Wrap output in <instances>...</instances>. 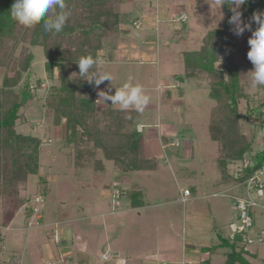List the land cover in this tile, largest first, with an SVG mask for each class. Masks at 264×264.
Wrapping results in <instances>:
<instances>
[{
    "label": "rangeland",
    "instance_id": "rangeland-1",
    "mask_svg": "<svg viewBox=\"0 0 264 264\" xmlns=\"http://www.w3.org/2000/svg\"><path fill=\"white\" fill-rule=\"evenodd\" d=\"M117 8L119 12L133 16L135 21L138 20L136 17H139L141 25L138 28L133 23L118 25V36L115 38L117 47L113 58H110L112 60L101 59L96 65V73L110 74L113 79L104 81L96 89H111L114 94L116 88L126 82L142 86L145 94L150 97V103L143 112H136L138 119L135 124L142 126L140 134L143 139L149 134L151 137L155 135V146L160 147L163 155L153 158L157 159L161 173L149 175L148 178L145 173H139L134 178L132 191L126 190L125 185L117 182L118 179L114 177L116 174L110 161H105V172H93V165L95 169H100L98 160L102 158L100 150L95 149L89 161L92 168L85 170L81 177L77 176L75 152L62 142L63 127L55 126L50 107L42 106L41 96L46 95L45 92L52 84L59 83V71L55 70V79L49 80L44 71L41 48L25 42L16 48L15 54H19L21 46H28L34 56L29 85L36 87L37 78L41 83L35 89L33 98L22 94V98L26 99V106L20 108L21 115L16 129L24 134H34L43 141L39 153V174L29 175L26 184L20 188V196L29 200L26 209L30 208L32 211L35 207L41 211L43 203L60 200L58 217H69L70 222L72 221L71 224H61V231L65 232L70 228V231L79 230L83 234H79L77 239L73 238L74 245H71L70 240H66L69 245L60 244L61 253L68 258L65 264H124L121 262L124 252L122 247L136 245L142 241L152 248L160 245L162 247L168 241V245H172L174 249H194L189 255L198 262L197 255L205 249L204 246L218 243L220 237H229L231 234L229 242L240 238L235 240L234 248L241 250V255L247 262L264 264V234L261 235L262 243H247L245 237L248 233L255 237L259 234V228L264 229V213L261 206L256 205L249 209L253 220L249 232H239L236 229L240 219L239 210L235 207V196L257 199L256 191H250L248 195L244 185L228 190V183L219 182L221 175L217 167L218 160L224 157L225 152L222 141H214L209 137L208 124L212 107L215 105V101L208 97L210 87L208 83L195 79L185 80L183 67L173 62L179 51L198 46L206 29L212 23L223 20V11L197 9L188 0H124L120 9L119 6ZM231 15L229 9L227 21ZM183 16L185 20H179ZM232 27L228 23L230 49L224 53V60L218 61L215 66L225 70V63L230 62L238 71L241 89L237 104L239 117L235 120L228 117L223 125L226 129L229 127L231 134L242 137L243 142L250 144L243 160L228 163L229 173L236 174L244 164L251 163L256 154L264 153V107H261L264 104V86L252 87L247 74L253 68L247 57L251 31L246 30L243 35L237 36ZM10 70L0 66V86L5 75H14V70ZM173 77H179L180 88L179 82L173 81ZM171 80L175 89L167 86ZM161 86H166L164 92ZM182 92L184 94L181 96ZM163 93L171 96L172 101H163ZM174 101L180 102L175 105ZM108 103L111 104L110 101ZM258 111H261L260 115ZM163 119L173 124L175 130L170 131L174 132L172 135L177 141L172 142V137L161 139L162 144L158 143L156 134L161 135L162 127L158 128L157 123L164 124ZM219 135L222 136L220 132ZM232 141L234 144L238 142L236 139ZM184 188L189 189L190 195L187 201L182 203L178 199ZM114 189L120 192L117 198L112 194ZM133 192L136 193L137 200H148V206L138 209L139 213L134 210L123 212L122 199L136 200L131 195ZM99 199L103 204L97 203ZM3 204L9 206L11 202L4 201ZM1 208L0 201V210ZM95 213L96 218L85 220ZM101 213L105 216L101 217ZM0 221L4 223L5 219L0 218ZM35 228L19 232L22 239L20 238V243L16 241V246L11 240L15 239L16 235L10 236V231H5L3 227L0 229V264H12L13 258L19 264L62 263L59 262L60 257L53 260L48 254L43 257L36 254V242L32 239ZM45 235V232H42L43 240L39 244L44 248H54L55 244L49 242ZM59 238V235L55 234V239ZM107 247L109 258L102 260V251ZM81 249L86 250V255L83 254L79 260L76 250ZM231 250L230 245H218L212 256V263L224 264L225 252ZM157 264H160V261Z\"/></svg>",
    "mask_w": 264,
    "mask_h": 264
},
{
    "label": "trees",
    "instance_id": "trees-1",
    "mask_svg": "<svg viewBox=\"0 0 264 264\" xmlns=\"http://www.w3.org/2000/svg\"><path fill=\"white\" fill-rule=\"evenodd\" d=\"M123 1L65 0L68 20L61 32L54 33L44 29V20L31 27L20 25L11 16L14 0H0V66L14 70L13 76H4L0 86V197L3 202L10 201L11 208L16 210L28 202V198L20 196V188L26 184L29 175L39 174V153L43 143L38 136L20 133L16 129L20 108L26 106L22 94L33 98L35 89L41 83L37 78L36 87L29 85L34 56L28 46H21L19 54H15L16 48L25 42L41 48L44 71L49 80L53 81L55 70L59 71V83L52 84L46 95L41 96L42 106L50 107L55 126L62 125V142L75 152L77 176L81 177L85 170L92 168L89 161L95 149L100 150L102 158L98 160L100 169H95L93 165V172H105V161L112 163L115 178L156 168V160L144 154L141 131L135 124L138 119L136 111H121L119 106L101 103L97 87L78 74L77 62L82 57L91 56L96 61L90 75L96 73V65L101 59L107 61L113 58L118 25L134 22L133 16L119 12L117 6L120 9ZM188 2L197 9L207 8L224 13L222 21L212 23L206 29L197 47L179 51L176 59L183 67L185 80L195 79L208 83L210 87L208 97L215 101V105L208 124L209 137L222 141L225 152L224 157L218 160V171L222 181L237 184L260 168L264 163V153L256 154L254 160L244 164L239 173H229V161L243 160L250 148L242 137L231 134L229 127L226 129L223 126L228 117L234 120L239 117L237 104L241 96L237 67L230 62L225 63V70L215 66V63L224 60V53L230 49L226 18L229 7L223 5L218 9L215 4L211 6L209 0ZM241 10L243 19L247 21L254 11L264 10V0H249ZM59 11L57 8L56 12ZM52 15L49 13L45 19ZM252 27L254 29L256 25L253 23ZM21 81L22 84H19ZM260 114L261 111H258ZM232 139L238 142L234 144ZM135 194L131 193L133 198H136ZM235 240L229 242V239H223V243L232 247L226 255L225 264H250L241 255V250L234 248Z\"/></svg>",
    "mask_w": 264,
    "mask_h": 264
},
{
    "label": "crops",
    "instance_id": "crops-1",
    "mask_svg": "<svg viewBox=\"0 0 264 264\" xmlns=\"http://www.w3.org/2000/svg\"><path fill=\"white\" fill-rule=\"evenodd\" d=\"M136 19L139 20V17H136ZM173 62L179 63L175 57H174ZM182 72H183V70H182ZM174 80L179 82L178 88H180L181 87L180 86V82H181L180 79H178L177 77H173V81ZM164 82L167 83V80L164 79ZM167 86L171 89L176 88V87L172 86V80L170 81L169 84H167ZM161 88L163 89L162 91L164 92V89H166V86L164 88L161 86ZM159 94H161V92ZM183 94H184V92L181 93V96ZM172 99L173 98L171 96H167L165 93H163V99H162L163 101L165 100V102H171ZM99 101L101 103H108V101L107 102H104L103 100H99ZM174 102L176 105L180 101H174ZM170 123L171 122L166 121V120H164V124H158L157 123L158 128L160 126L162 127L161 135L159 136L156 134V137L158 139L159 144H162L161 139L172 138L174 136V135H172V133H174V132H172L170 130L174 131L175 129H174L173 124L171 125ZM154 136L155 135H153L151 137L149 134L147 138H145V139L142 138L144 154L146 157H149V158H153L156 155H159V157H160V155H163V152L160 150V147L155 146V143H157V142H155L156 140L153 138ZM175 140H176V138H174L172 140V142ZM172 142H171V144H173ZM166 166H168V165H166ZM169 171H171V169ZM139 173H145L147 178L149 177V175H152V174L155 176V173H161L160 165L157 163L156 168L151 170V171H135V172H131L129 174L123 175V176L121 175L117 178L118 179L117 182L125 185L124 189L132 191L131 186L133 185V183L135 181L134 178H136V176ZM219 182L224 183V184L228 183V185H227L228 190H231V188L237 189V187L241 183L240 182L237 184H233V183H230L231 181L230 182H224L221 179L219 180ZM184 189H187V188H184ZM214 194H216V193H214ZM256 195H257V199H254V198L253 199L258 202L259 206H261V209L264 213V192L260 195L259 194H256ZM236 197H238V196H235V198ZM43 200H44V198H43ZM178 200H179V202H182L181 197ZM0 201L2 202V208L0 210V218L5 219L4 223L3 222L1 223V221H0V229L3 227L4 229H6L5 231H10L11 232L10 236L16 235V237H14L15 239L11 238L12 242L14 243V246H16L15 243L17 240H18V243L21 242L20 238L22 239V236L19 232H23L24 230L28 231L31 227H36L34 230V233L32 235L33 241L36 242V244H34V246H36L37 250H38V253H36V254L41 255L42 257L44 255L48 254L49 256H51V258L53 260H56L60 257L61 261H59V262H62V263H57V264H65L66 261H68V258H66L65 255H63L61 253L60 244L63 243V245H66V244L69 245V241H66V240H70L71 245H74L73 238L77 239V236L79 234L80 235H83V234L79 230L76 231V230L72 229L70 231V228H68V230H65V232L61 231V229L59 228V226L61 224H63V225L69 224V223L71 224L72 221L70 222L71 219L69 217H67L66 219H63V218L61 219L58 217L59 216L58 210L60 208L58 206V203L60 202V200L50 202L52 204L43 203V205L41 206L40 214H34L33 211H30V208H29V210L26 209L27 204L29 203V200L26 204L19 206L16 210L14 208H11L10 206H7L6 204H3V200L1 197H0ZM34 203H35V201H34ZM97 203L103 204L101 199H99V201H97ZM182 203H185V202H182ZM121 204L123 205L121 207L123 212L124 211L129 212L130 210H134V211H137L139 213L138 209L146 208L148 206V200L144 201V198H142L141 200H137V198H136V200L132 201L131 199L126 198L125 200L122 199ZM96 216H97V213L91 214L90 216L85 218V220L89 219L88 221H90V220L96 218ZM100 216L103 217V216H105V214L101 213ZM91 223H93V222H90V224ZM254 223H255V221H254ZM42 232H43V234L45 232V234H46L45 237L49 242L55 244L54 248H53V246H52V248H49L48 246H46L44 248V246L39 244L43 240ZM54 232H56V233H54ZM248 232H249V230H248ZM55 234H57V236L59 235L60 238L55 239ZM262 234H264V229L259 228V234L257 236L251 237L249 235V233L247 235L253 239L260 238L261 241H258V242L262 243L263 242L262 236H261ZM231 235L229 237H231ZM66 237H68V239ZM85 237H86V235H85ZM229 237H220V241L218 243H215V244H212L209 246H204L205 249L204 250L202 249L201 251H199V256L197 255V258H196V259H198L199 264H201V263L202 264H213L212 263L213 262L212 256L216 252L215 251L216 247L218 245H227V244L223 243V239H229ZM140 239H141V236H140ZM52 240H53V242H52ZM137 240H138V238H137ZM24 245H25V243H24ZM160 246H157L156 248H154V247L152 248L151 246H146V244L143 243V241L140 242L139 244H136V245L124 246V247H122V251H124V252H122L123 254L121 255L122 256L121 262H123L124 264H131L132 262L137 263V264H149V263L150 264H157L158 261H160V263L166 262L168 264H178L182 260L196 262L195 259L190 257L191 255H189V254H192V251L194 249L185 248V251L179 250L177 248L174 249L172 245H170V244L168 245V241L165 242L162 247H160ZM83 249L76 250V251H78L77 255H78L79 260H81V258L83 257V254L86 255V250L83 251ZM108 249H109L108 247L103 249L102 254L104 252L109 253ZM227 253L228 252H225L224 264H225ZM102 254H101L102 260H107L109 258L108 257L107 259H104L102 257ZM109 255H110V253H109ZM154 256H155V258H154ZM46 262H48V261H46ZM12 264H19V263H17V260L13 258ZM20 264H21V262H20Z\"/></svg>",
    "mask_w": 264,
    "mask_h": 264
},
{
    "label": "clouds",
    "instance_id": "clouds-1",
    "mask_svg": "<svg viewBox=\"0 0 264 264\" xmlns=\"http://www.w3.org/2000/svg\"><path fill=\"white\" fill-rule=\"evenodd\" d=\"M211 6L215 4L218 9L227 5L232 13L228 23L232 25L235 35L241 36L248 30L251 36L248 39L249 50L247 57L252 63L253 68L247 74L250 77L252 87L264 86V10L254 11L249 20L243 19L242 7L249 0H209ZM60 9L56 12V9ZM65 0H14L10 9L12 18L22 26L31 27L44 20L43 27L46 31L59 33L63 30L67 20L68 12L65 11ZM52 13L53 15L45 19ZM253 23L256 27L253 29ZM96 61L91 57H82L78 62L79 77L93 83L97 88L104 81H112L110 74L93 73ZM98 97L104 102L110 101L111 104L119 105L121 111L134 109L136 112H143L150 103V97L145 94L141 85H133L130 82L124 83L116 88L114 94L111 89L108 91L99 90Z\"/></svg>",
    "mask_w": 264,
    "mask_h": 264
},
{
    "label": "built area",
    "instance_id": "built-area-1",
    "mask_svg": "<svg viewBox=\"0 0 264 264\" xmlns=\"http://www.w3.org/2000/svg\"><path fill=\"white\" fill-rule=\"evenodd\" d=\"M179 20L184 21L185 16L179 18ZM133 25L138 28L141 25V21L140 20H137V21L134 20ZM141 129H142V126L137 125V130L140 131ZM241 185L245 186V188L248 192V195H249L250 191H256V193L259 195L262 194L264 192V163L260 166V168H258L247 179L243 180L240 183V186ZM119 193L120 192L117 189H114L112 192V194L115 198H117L119 196ZM189 195H190L189 189H184L182 191V194H181V201L185 202ZM235 199H236L235 207L239 210V219H240V223L236 227V229L239 232H246L253 225V220H252V217L249 213V208L256 206V205H259V204L256 200H254L250 196L248 199H245L243 197H236ZM35 200L37 201V198ZM32 211L34 214H40L39 208L33 207ZM245 237H246L247 243H256L258 241H261L260 238L253 239V238L249 237L248 235H245ZM102 257L104 259H107L109 257V253L104 252L102 254ZM160 264H168V263L162 262ZM178 264H199V262L182 260Z\"/></svg>",
    "mask_w": 264,
    "mask_h": 264
}]
</instances>
